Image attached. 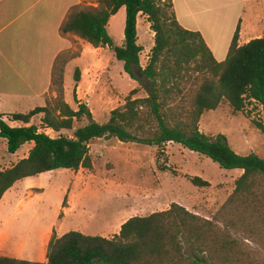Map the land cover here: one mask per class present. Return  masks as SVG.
<instances>
[{
  "label": "trees",
  "instance_id": "obj_1",
  "mask_svg": "<svg viewBox=\"0 0 264 264\" xmlns=\"http://www.w3.org/2000/svg\"><path fill=\"white\" fill-rule=\"evenodd\" d=\"M99 3L98 7L74 10L63 23L62 31L74 33L94 47H110L124 61L125 72L146 89L147 96H136L140 89L134 88L124 104L111 111L109 120L100 123L87 104L79 103L74 109L66 101L63 85L68 61L59 66L57 78L55 64L53 83L58 85V95L54 101L28 113L10 115V120L27 125L11 126L0 112V137L7 139L10 153H16L26 142H34L28 156L12 167L4 169L0 165V200L22 179L54 170L92 169L91 142L116 137L121 142L156 146L160 156H166L167 143H179L210 157L223 168L242 169L229 203L264 206V199L254 200L255 189L264 179V158L256 153L240 154L225 135H208L200 128L203 114L216 110L223 101L235 113L245 112L251 105L264 110V36L240 45L239 26L227 58L218 61L200 32L185 29L179 23L173 0ZM122 6L126 7L125 38L118 45L108 32V23ZM140 12L150 23L155 39L146 66L140 59L144 47L138 43ZM199 76L202 80L195 89L185 90L186 84ZM74 79L81 81L79 68ZM41 113L42 124L55 132L72 130L75 122L83 118L88 122L75 128L72 136L61 133L52 137L39 131L37 125H28ZM253 123L264 133V123L255 119ZM160 168L171 170L166 164ZM191 181L197 186L211 184L199 176L191 177ZM62 206L67 207V196ZM261 214L264 217V212ZM184 240L194 250L192 256L185 253ZM236 246L237 242L214 219L173 202L166 210L131 217L111 238L77 230L60 237L54 233L46 262L0 255V264H232L238 261Z\"/></svg>",
  "mask_w": 264,
  "mask_h": 264
},
{
  "label": "rangeland",
  "instance_id": "obj_2",
  "mask_svg": "<svg viewBox=\"0 0 264 264\" xmlns=\"http://www.w3.org/2000/svg\"><path fill=\"white\" fill-rule=\"evenodd\" d=\"M48 2L43 0L39 8ZM90 7L95 6H83L81 9ZM138 26V43L144 47L140 59L142 66H146L155 43L154 32L146 17L140 19ZM108 32L116 44H123L121 32L116 27L112 26ZM58 46L56 42L47 45L48 61ZM83 48L79 42L73 49L59 54L61 60L57 57L55 61L58 66L55 68L56 78L59 77V66L63 61L77 58ZM102 52L96 55L95 50L91 51L93 58L80 81L88 85L87 97L80 92L86 102H81L75 90L70 105L77 109L79 103L87 104L94 118L105 123L111 111L123 105L134 88L140 89L136 96L143 97L148 93L125 72L124 61L119 60L110 47L106 46ZM70 80L76 82L74 72ZM201 80L202 76L193 82L190 80L185 90L195 89ZM57 95L58 85L53 83L47 104L53 102ZM31 104L32 99L29 98L28 101L18 102V107L14 108L26 113ZM4 110L9 112L7 108ZM7 117L10 119V113H7ZM42 117V113L34 116L28 125H37L39 131L52 137L61 133L72 136L75 128L88 122L87 118H83L75 122L74 129L55 132L42 124ZM253 119L264 123V110L261 107L253 108L251 105L245 112L235 113L230 104L223 101L216 110L204 113L200 128L208 135H225L231 147L240 154L256 153L264 158V133L256 127ZM90 149L94 162L92 169L45 172L18 181L10 190L0 203V255H15V249L23 242L22 249L32 254L29 255L28 251V254L19 253L18 258H37L41 252L39 243L51 222L57 218V212L67 196V212H89L87 218L78 219L72 227L89 226L93 233H97L94 231L105 219L118 216L123 222L133 216H147L166 210L173 202H178L196 214L214 219L221 230L237 242L235 250L238 261L232 264H264V217L261 214L264 206L229 203L238 169L223 168L210 157L174 142L164 146L166 156H160L156 146L121 142L116 137L97 138L91 142ZM17 160L20 158H15L9 152L6 139L0 137L1 167L12 166ZM162 164L168 165L171 170H162ZM194 176L206 179L211 184L197 186L191 181ZM261 183L255 189L256 201L264 199V179ZM22 201L24 203L21 205ZM81 204L86 206L85 209L79 208ZM61 210L64 212L65 209ZM64 217L65 214L60 217L63 222L69 221ZM184 246L185 253L192 256L194 250L185 240ZM203 256L206 257V253Z\"/></svg>",
  "mask_w": 264,
  "mask_h": 264
},
{
  "label": "crops",
  "instance_id": "obj_3",
  "mask_svg": "<svg viewBox=\"0 0 264 264\" xmlns=\"http://www.w3.org/2000/svg\"><path fill=\"white\" fill-rule=\"evenodd\" d=\"M42 1L0 0V112L4 114L3 119L10 125L12 124L11 126H14L13 124L27 125L22 121L10 120L7 117V113L10 115L22 113L21 110L14 108L18 107V102L28 101L31 98L32 104L29 111L47 104V97L51 95L53 90V72L56 58L59 54L73 49L75 44L79 42L84 48L77 58L69 60L65 66L64 91L69 104L75 90L79 94L78 98L81 102H86L84 98L82 99L80 92L82 91L87 97L88 85L84 82L73 83L72 80L69 82V79L72 78V73L74 72L75 75L76 69L79 68L82 81L85 71L89 68V61L93 58V55L90 54L91 51L95 50L96 55H98L106 49V46L94 47L78 35L70 32L64 33L61 30L63 23L75 9H81L83 6L98 7L99 0H94V2L92 0H49L48 4L39 8ZM173 4L179 23L185 29L200 32L218 61H224L227 58L235 31L239 26L241 30L240 45L253 38L264 36V0H173ZM144 17L146 16L140 12L138 25L140 19ZM125 25L126 7L122 6L108 23L109 30L114 26L121 32L122 43L125 38L123 31ZM148 25L150 26L149 22ZM51 42H56L59 46L48 61L46 49L47 45H51ZM107 48L109 47L107 46ZM101 60L103 59L101 58ZM4 108L9 109V112H6ZM33 147V141L26 142L16 153L12 154L15 158L22 159L28 156ZM238 170L237 178L243 173L242 169ZM10 190L6 192L0 203L3 202ZM23 203L24 201L21 202V205ZM85 207L84 204L79 206L83 209ZM187 208L189 209V207ZM61 209H65L64 212ZM61 209L58 210L57 218L51 222L39 243L41 252L38 257L26 260L46 262L49 243L54 233L60 237L71 230H77L85 234L111 238L120 233L123 223L127 221L121 222L118 216L110 220L105 219L103 223L101 222V226L94 231L97 233H93L89 226L87 228L72 227L75 221L85 218L89 212L80 210L67 212V208L63 206ZM61 213L65 214L64 218L69 219V221L63 222L60 218ZM23 246L24 243L22 242L15 249V255L5 254L4 256L18 258L19 253L28 254V252L31 255L29 250L27 252L22 249Z\"/></svg>",
  "mask_w": 264,
  "mask_h": 264
}]
</instances>
